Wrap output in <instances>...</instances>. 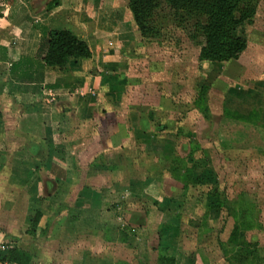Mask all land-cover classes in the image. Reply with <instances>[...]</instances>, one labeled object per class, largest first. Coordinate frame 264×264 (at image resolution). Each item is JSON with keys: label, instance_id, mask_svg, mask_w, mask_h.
<instances>
[{"label": "rangeland", "instance_id": "374dc122", "mask_svg": "<svg viewBox=\"0 0 264 264\" xmlns=\"http://www.w3.org/2000/svg\"><path fill=\"white\" fill-rule=\"evenodd\" d=\"M104 2L135 27L121 106L150 137L127 147L137 187L119 203L136 247L117 248L115 264H264V0L232 30L245 48L222 61L202 58L196 19L166 0L143 36L128 0ZM114 121L126 125L122 113Z\"/></svg>", "mask_w": 264, "mask_h": 264}, {"label": "crops", "instance_id": "0c3cea01", "mask_svg": "<svg viewBox=\"0 0 264 264\" xmlns=\"http://www.w3.org/2000/svg\"><path fill=\"white\" fill-rule=\"evenodd\" d=\"M65 27L91 56L57 70L40 43ZM134 28L102 0H0V244L15 243L29 264H115L117 248L136 247L119 203L137 187L130 139L150 140L121 106Z\"/></svg>", "mask_w": 264, "mask_h": 264}, {"label": "trees", "instance_id": "16d2710c", "mask_svg": "<svg viewBox=\"0 0 264 264\" xmlns=\"http://www.w3.org/2000/svg\"><path fill=\"white\" fill-rule=\"evenodd\" d=\"M175 13L181 18H195V30L204 36L205 43L201 49L203 59L228 60L236 58L246 46V41L232 34L235 26L242 22H250L255 12L257 0H166ZM160 0H128V7L141 35H145L148 17L157 7ZM40 46H44L41 59L44 65L63 70L68 65H75L91 56V50L73 29H51L41 38ZM177 159L171 165L177 168ZM179 171V169L177 168ZM184 176V175H183ZM182 180H186L187 176ZM184 183V182H183ZM40 213L36 212L31 219L35 225ZM15 261L18 264H29L30 255L19 249L15 243H7L6 249L0 251V260ZM162 264V259L159 260Z\"/></svg>", "mask_w": 264, "mask_h": 264}, {"label": "built area", "instance_id": "2783aa9c", "mask_svg": "<svg viewBox=\"0 0 264 264\" xmlns=\"http://www.w3.org/2000/svg\"><path fill=\"white\" fill-rule=\"evenodd\" d=\"M6 249V244H0V251L5 250ZM0 264H18L15 261H9V260H1Z\"/></svg>", "mask_w": 264, "mask_h": 264}]
</instances>
